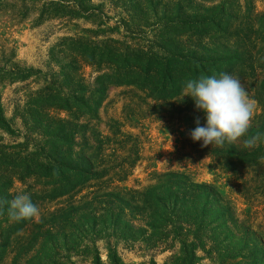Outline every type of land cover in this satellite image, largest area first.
Here are the masks:
<instances>
[{"label": "trees", "instance_id": "trees-1", "mask_svg": "<svg viewBox=\"0 0 264 264\" xmlns=\"http://www.w3.org/2000/svg\"><path fill=\"white\" fill-rule=\"evenodd\" d=\"M29 19L75 30L49 47L44 69L0 43V264H126L124 252L148 264L160 254L163 264H264V229L211 184L166 170L127 185L144 158L142 122L203 126L185 83L228 73L254 105L247 133L201 147L194 124L182 148L239 175L246 199L264 197V9L255 0H0V23ZM111 88L126 101L103 131ZM17 194L30 196L36 217L9 219Z\"/></svg>", "mask_w": 264, "mask_h": 264}, {"label": "rangeland", "instance_id": "rangeland-1", "mask_svg": "<svg viewBox=\"0 0 264 264\" xmlns=\"http://www.w3.org/2000/svg\"><path fill=\"white\" fill-rule=\"evenodd\" d=\"M255 5L258 10L264 9V0H255ZM81 25L90 27L89 23ZM57 28L47 24L33 25L31 19L22 22L3 20L0 23V43L14 47L16 58L25 65L33 69H44L49 47L67 31L75 30L73 26L67 31ZM13 87H5L3 95H12ZM123 91V88H111L108 91V97L99 110V129L105 131L108 119L121 117L123 104L126 101ZM194 121L191 119L178 123L166 119L144 120L142 122L145 136L144 158L135 167L127 185L132 186L135 181L146 184L152 171L180 170L187 173L195 182L214 186L230 202L240 219L249 218L254 226L264 229V197L246 199L238 188L243 181L239 175L225 173L215 168L210 158H196L191 156L187 147L182 148V140L194 126ZM132 126L127 124L124 128L133 132L139 131L138 127ZM18 186L19 184L16 183L15 187ZM165 256V254L158 255L155 259L156 263L163 264ZM102 258H105L104 254ZM122 258L126 264H148V259L134 252H124Z\"/></svg>", "mask_w": 264, "mask_h": 264}, {"label": "clouds", "instance_id": "clouds-1", "mask_svg": "<svg viewBox=\"0 0 264 264\" xmlns=\"http://www.w3.org/2000/svg\"><path fill=\"white\" fill-rule=\"evenodd\" d=\"M184 97L192 99L194 108L204 115L203 126L195 119L196 127L190 131L191 140L201 147L221 146L244 136L250 126L254 105L247 97L240 80L228 73L217 77L201 76L188 80ZM10 220L19 222L37 216L38 208L27 194H17L7 202Z\"/></svg>", "mask_w": 264, "mask_h": 264}]
</instances>
